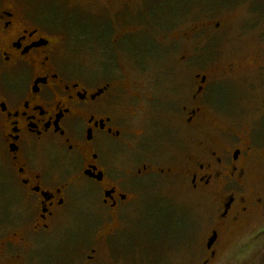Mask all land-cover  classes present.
Here are the masks:
<instances>
[{
	"label": "rangeland",
	"instance_id": "obj_1",
	"mask_svg": "<svg viewBox=\"0 0 264 264\" xmlns=\"http://www.w3.org/2000/svg\"><path fill=\"white\" fill-rule=\"evenodd\" d=\"M147 1L143 11L140 6L146 0H134V4L136 12L142 11L136 21L150 27L135 23L144 34L122 45L134 62L120 52L109 62L123 67L120 75L142 74L138 77L144 84L139 88L147 92V99L132 101L125 94L121 102L137 135L123 153L135 167L153 158L160 169L175 168L168 176L173 185L159 192L171 201L170 207L151 201L145 208L137 205L134 212L126 210L120 231L100 241L113 222L100 195L80 189L49 232L33 234L29 229L37 217L35 207L13 192L0 169V247L14 233H22L18 238L30 244L22 251L23 264H202L214 209L190 194L180 171L201 143L219 139L226 128L254 142L248 185L256 198L263 199V206L221 230L216 256L209 264H264V236L259 237L264 234V0ZM88 4L91 10L87 8L84 21L56 8L49 11L54 23L67 22L69 33L64 34L77 61L94 68L102 60L98 46H108L110 26L98 22L96 30L98 9L93 2ZM68 10L79 12L67 9L68 14ZM195 30L198 33L192 35ZM183 33L192 35L191 41L181 38ZM230 64L239 70L226 76ZM196 74L208 76L213 86L210 102L204 100L202 132L186 126V111L197 89ZM150 183L138 184L143 188Z\"/></svg>",
	"mask_w": 264,
	"mask_h": 264
},
{
	"label": "flooded vegetation",
	"instance_id": "obj_2",
	"mask_svg": "<svg viewBox=\"0 0 264 264\" xmlns=\"http://www.w3.org/2000/svg\"><path fill=\"white\" fill-rule=\"evenodd\" d=\"M90 2L98 9L96 30L98 22L110 26L108 46H98L102 60L94 68L77 61L64 34L69 33L67 22L54 23L49 11L56 8L84 21ZM149 3L143 2L140 10ZM66 8L79 12L68 10V14ZM141 12H136L134 0H0V169L13 192L35 207L37 217L29 229L33 234L49 232L80 189L92 196L98 193L113 222L100 241L120 231L126 210L135 211L137 205L145 208L151 201L170 207L171 201L159 192L173 185L168 176L175 168L160 169L153 158L135 167L123 153L124 148H131L130 138L137 135L121 102L125 94L132 101L147 99V92L139 88L142 74L120 75L123 67L109 62L118 52L133 61L122 45L144 34L135 23L150 27L136 21ZM183 34L181 38L191 41L192 35ZM238 70L230 64L224 74L231 76ZM194 78L197 89L186 111V126L202 132L204 100L210 102L213 86L206 75ZM126 80L128 87L123 85ZM253 144L245 134L223 129L219 139L201 143L180 171L190 194L214 209L202 264L215 258L222 229L263 206V199L256 198L248 185ZM156 174L165 177H151ZM147 181L150 187L138 184ZM19 235L14 233L1 245L0 264H23L22 251L30 244ZM10 247L17 251L11 252Z\"/></svg>",
	"mask_w": 264,
	"mask_h": 264
},
{
	"label": "water",
	"instance_id": "obj_3",
	"mask_svg": "<svg viewBox=\"0 0 264 264\" xmlns=\"http://www.w3.org/2000/svg\"><path fill=\"white\" fill-rule=\"evenodd\" d=\"M213 242H215V239H213V240L211 241V243H210V246H209V247H211V246H212Z\"/></svg>",
	"mask_w": 264,
	"mask_h": 264
},
{
	"label": "trees",
	"instance_id": "obj_4",
	"mask_svg": "<svg viewBox=\"0 0 264 264\" xmlns=\"http://www.w3.org/2000/svg\"><path fill=\"white\" fill-rule=\"evenodd\" d=\"M264 236V234L263 235H261V236H259V237H263Z\"/></svg>",
	"mask_w": 264,
	"mask_h": 264
}]
</instances>
